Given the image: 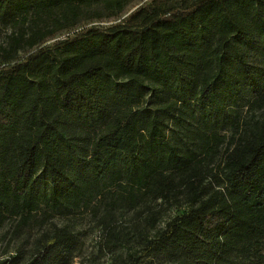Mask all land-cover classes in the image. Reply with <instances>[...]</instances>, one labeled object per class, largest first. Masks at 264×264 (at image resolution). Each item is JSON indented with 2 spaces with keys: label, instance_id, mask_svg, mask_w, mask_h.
<instances>
[{
  "label": "trees",
  "instance_id": "obj_1",
  "mask_svg": "<svg viewBox=\"0 0 264 264\" xmlns=\"http://www.w3.org/2000/svg\"><path fill=\"white\" fill-rule=\"evenodd\" d=\"M133 1L0 0L15 30L0 45V230L40 231L0 264H72L81 243L56 217L89 212L114 248L115 214L181 201L140 258L264 264V0H149L95 24Z\"/></svg>",
  "mask_w": 264,
  "mask_h": 264
},
{
  "label": "rangeland",
  "instance_id": "obj_2",
  "mask_svg": "<svg viewBox=\"0 0 264 264\" xmlns=\"http://www.w3.org/2000/svg\"><path fill=\"white\" fill-rule=\"evenodd\" d=\"M149 0H136L131 2L125 9L123 15L119 18L102 20L95 23L100 26L113 25L121 19L130 15L134 10ZM11 26L0 25V45L5 43L7 35L12 33ZM62 35H57L54 40L59 39ZM53 40V41H54ZM52 40L45 44L53 43ZM27 51H20L22 57ZM28 53V52H27ZM245 107L242 110V116L246 120H257L262 116V110ZM156 211L155 219H150L149 210L140 208L136 211H122L115 214L114 220L111 221V227L116 233L117 243L115 247H105L106 239H109L107 230L96 225L97 219L90 216L89 212L76 214L68 218L56 217L52 220L58 227L67 226L72 233L77 236L81 243V248L73 259L72 264H150L149 259L140 258L141 250L146 240L151 239L156 228H161L170 218L177 213L185 210L187 206L181 201L180 203L149 205ZM153 226V228H152ZM40 231L33 230L30 232L20 231L14 233L13 222L8 221L0 230V260L5 259L11 253H18L20 250L23 256H27L32 251L35 240L38 238ZM138 257L137 261L134 258ZM151 264H168L162 260H155Z\"/></svg>",
  "mask_w": 264,
  "mask_h": 264
}]
</instances>
